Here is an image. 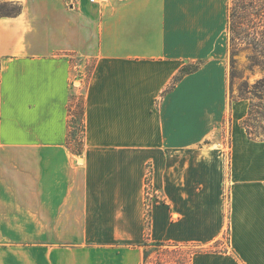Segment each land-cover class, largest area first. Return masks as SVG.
<instances>
[{
	"label": "crops",
	"instance_id": "1",
	"mask_svg": "<svg viewBox=\"0 0 264 264\" xmlns=\"http://www.w3.org/2000/svg\"><path fill=\"white\" fill-rule=\"evenodd\" d=\"M229 4L0 0L20 8L0 13V256L4 242L82 245L143 264L147 241L219 243L189 264H264V139L241 125L248 101L230 97ZM77 80L81 152L69 141Z\"/></svg>",
	"mask_w": 264,
	"mask_h": 264
},
{
	"label": "rangeland",
	"instance_id": "2",
	"mask_svg": "<svg viewBox=\"0 0 264 264\" xmlns=\"http://www.w3.org/2000/svg\"><path fill=\"white\" fill-rule=\"evenodd\" d=\"M233 0H230V4ZM19 7L14 5H6L2 11L3 14H15L18 11ZM230 35L228 34L227 39V49H228V62H229V85H230V97L233 100L241 99L242 94L244 98L249 103V109L251 106L250 97H252L250 91H253L254 86L258 83V81L264 78V70H261L258 67L251 68V57L253 56V48L252 46H243L247 47L238 51L237 55L234 56V65L232 64V50L230 49ZM94 60L80 62V65H84V73L85 77L82 79H87L92 68ZM79 70V68H78ZM87 76V77H86ZM81 80H77L76 83L73 84L75 87L74 98L72 100V104L70 107V134L69 141L74 147V149L79 150L81 141H82V129H81V116L80 109L82 103V93H84L85 84L80 86ZM259 90L255 91L258 93ZM255 104H259L258 100H254ZM249 112V110H248ZM248 115L241 121V125L246 120ZM256 120L253 123L255 126L253 132L255 131L260 137L264 139V105L258 109L256 114ZM229 119L226 121V129L224 132V140L225 143H229ZM228 150H226V153ZM229 155H226V159H228ZM147 194H146V205H147V215H150V209L152 206L151 199H149L148 191H151L150 180L147 182ZM52 237L57 238V232H50ZM72 232H70L71 234ZM76 235V232H73ZM76 237V236H74ZM226 239H229L226 236ZM228 240L225 241V243ZM143 251H144V263L143 264H180L187 263L190 257L193 256L195 252L203 251V250H220V244H214L210 248L206 247H192V246H165L158 247L154 245V243H148ZM224 244V242H223ZM125 250V249H124ZM98 251V250H97ZM107 251V250H106ZM104 252V251H103ZM95 252L94 248L91 246H50L48 249L42 248L40 246H32L25 247L22 245H11L8 242H4L1 245V256H0V264H111L109 261L105 263V259L102 256L109 255V259H112L114 262L112 264H122L120 259L117 258V255L120 253L119 251H107L105 253ZM96 253L97 260H96ZM127 250H125L126 254ZM120 262H118V261Z\"/></svg>",
	"mask_w": 264,
	"mask_h": 264
},
{
	"label": "trees",
	"instance_id": "3",
	"mask_svg": "<svg viewBox=\"0 0 264 264\" xmlns=\"http://www.w3.org/2000/svg\"><path fill=\"white\" fill-rule=\"evenodd\" d=\"M5 5H0V13H2ZM20 12V8L15 14ZM227 32L230 35V49L232 50V64L234 65V56L237 55L238 51L247 47L252 46L253 48V56L251 59V68L258 67L261 70H264V0H233L231 4H229L228 10V26ZM201 67V63H195L184 66L178 76L174 81V85L178 84L186 75L194 73L198 71ZM258 91L256 93L255 91ZM252 97L251 106L248 112V117L243 122V127L246 129L248 135L252 139H263L262 136L258 135L255 131L253 132L255 126L252 122L256 120V114L261 105H264V78L260 79L258 83L254 86L253 91H250ZM241 99L244 98L243 94ZM258 100L259 104H255L254 100ZM71 116V114H70ZM81 129H82V141L80 145L79 152L82 151L83 143H84V103L82 97L81 109ZM257 121V120H256ZM149 177L146 182H149ZM148 226V240L149 238V229H150V221H147ZM149 241L146 242L145 246L149 245ZM154 245L158 247L165 246H174L168 245L164 243H154ZM177 247V246H174ZM200 252V251H198ZM197 253V252H195ZM194 253V254H195ZM192 257H190L191 259ZM190 259L187 263L180 264H189Z\"/></svg>",
	"mask_w": 264,
	"mask_h": 264
},
{
	"label": "built area",
	"instance_id": "4",
	"mask_svg": "<svg viewBox=\"0 0 264 264\" xmlns=\"http://www.w3.org/2000/svg\"><path fill=\"white\" fill-rule=\"evenodd\" d=\"M72 4L74 3V2H77V0H69ZM105 0H88V2L90 3V4H92V5H96V4H100V3H102V2H104ZM148 195H149V199H151L152 198V191H148Z\"/></svg>",
	"mask_w": 264,
	"mask_h": 264
}]
</instances>
